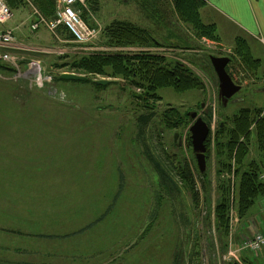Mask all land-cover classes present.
Returning <instances> with one entry per match:
<instances>
[{
    "label": "rangeland",
    "instance_id": "1",
    "mask_svg": "<svg viewBox=\"0 0 264 264\" xmlns=\"http://www.w3.org/2000/svg\"><path fill=\"white\" fill-rule=\"evenodd\" d=\"M25 1L11 9L13 20L20 21L16 31L19 27L27 30L19 41L29 57L13 58L21 71L29 62L46 80L40 83L32 77L15 78L14 72L0 68V264H225L232 260L242 263L243 257L264 264V248L256 254L240 250L243 238L250 234L249 225H254L252 233L260 228L264 198L245 217H238L234 161L229 235L221 239L214 223L219 182L224 177L218 175V125L223 123L231 129L234 117L245 107L259 109L264 115V75L255 79L244 73L240 59L235 58V39L247 41L263 68L264 43L252 36L254 33L241 31L222 11L212 8L213 12L209 0H204L200 18L216 24L220 41L197 38L178 18L173 0H148L146 9L145 0H98L97 11L85 2L88 14L81 19L99 33L87 45L79 46L57 29L56 39L44 26L31 31L32 11L38 8ZM113 20L136 23L161 43L184 38L191 48L104 46L99 35ZM36 44L45 47L34 51L32 45ZM141 50L182 61L199 76L204 88L181 93L172 88L157 90L154 115L140 129L139 118L146 113L133 95L140 90L120 77L77 70L72 57ZM7 52L11 54L10 49ZM210 54L234 56L229 71L242 89L225 106L218 99V80L209 65ZM0 63L13 71L12 63ZM62 73L116 83L98 88L91 81H57ZM202 103L212 112L211 145L206 158L209 183L204 193L198 180L202 200L197 211L178 176L170 174L180 192L168 196L162 190L148 155L162 166L189 162L197 168L187 144L190 124L181 129L167 128L162 114L172 106L182 113L195 110L202 116ZM250 130L247 160L264 161V147L258 144L254 125ZM176 132L182 140L180 147L175 144L178 141L174 142ZM228 137L226 133L224 139ZM179 258H183L182 263Z\"/></svg>",
    "mask_w": 264,
    "mask_h": 264
},
{
    "label": "trees",
    "instance_id": "2",
    "mask_svg": "<svg viewBox=\"0 0 264 264\" xmlns=\"http://www.w3.org/2000/svg\"><path fill=\"white\" fill-rule=\"evenodd\" d=\"M29 1H31L44 16L49 18L48 20L55 18L56 0ZM85 2L88 8L95 11L98 10V0H85ZM149 2L150 1L145 0L143 4L144 9L150 4ZM7 3L10 8H14L18 4H26V1L7 0ZM172 4L178 18L197 38L206 37L215 41H220L216 24L213 22H204L200 18L199 10L205 5L204 0H173ZM79 7L81 8L80 16L85 20L88 11L81 5H79ZM87 24L93 26L89 22H87ZM57 31L62 37L72 40V36L64 27H58ZM99 39L100 44L116 48L138 47L149 49L165 46L175 49L191 48L184 43L186 42L184 38L180 41H171L168 39L165 41L166 43H161L146 28L125 20L111 21L103 28L99 35ZM92 43L93 42L89 45H92ZM234 51L235 58L238 57L243 65L241 66L244 73L251 74L255 79H262L260 77L264 75V68L262 67L263 62L261 59L255 58L252 55L251 49L244 38L237 37L235 39ZM228 57L230 60L226 66V70L230 74L229 66L234 56L231 54ZM72 59V66L77 70H83L86 73L96 76L110 75L113 78L120 77L125 80L129 86L131 85L140 90V92L136 94L133 92L135 97H138L140 101L142 100V102L139 101L137 103L142 108L143 112L146 113V116H140L139 118L142 120L139 128L146 124L154 115V103L159 98L157 90L172 88L174 91L181 93L194 89L203 90L204 88L202 80L188 67V65L183 64L180 60H171L162 53H153L149 50H141L133 53L112 51L94 52L80 58L72 57ZM209 65L212 67L210 59ZM0 68L12 73L10 70L11 67L8 65L0 63ZM56 80L66 81L61 79V74H59ZM90 81L91 80L88 79L85 82ZM91 82L98 88L103 87L97 85L95 80ZM109 83H116V81H110ZM201 110H203L202 118L209 125V133L205 141L206 158H208L211 145L210 120L212 112L209 108H201ZM261 113L262 111L259 109L242 108L234 117V124L231 129H228L225 124H223V126L219 124L217 128V142L215 147L218 156V175H224V177L220 179L219 182L220 198L214 208V223L219 233H221V239L229 235L230 228V214L232 211L230 200L232 186L230 173L233 167L232 161H234V174L236 176L234 186L237 192V201L234 204L238 217H245L255 203L264 198V180L260 179V174L264 170V161L247 160L249 152L248 143L251 135L250 129L253 125L258 144L264 147V115L261 116ZM162 121L163 124L170 129H181L191 124L187 112L182 113L177 107L172 106L163 112ZM226 133H229L227 140L224 139ZM241 138H243L242 141H240ZM187 139V144L191 147L190 135H188ZM175 144L179 146L178 142ZM148 157L150 161L153 162L154 170L159 175V185L162 190L168 196L174 195L175 192H180L177 182H175L174 177L170 175L173 173L181 180L182 187L189 191L192 205L195 210L199 211L202 199L197 183L199 180L202 187L201 190L205 193L209 183L206 177V171L200 173L198 167L196 168L193 165H189V162H183L179 166H162L160 161L156 158L150 155H148ZM195 174L197 175V180L195 179ZM91 225L92 224H89L88 226L90 227ZM179 260L180 263L183 262V258H179ZM241 262L242 263L232 260L225 264H258L255 258L247 257L241 258Z\"/></svg>",
    "mask_w": 264,
    "mask_h": 264
},
{
    "label": "built area",
    "instance_id": "3",
    "mask_svg": "<svg viewBox=\"0 0 264 264\" xmlns=\"http://www.w3.org/2000/svg\"><path fill=\"white\" fill-rule=\"evenodd\" d=\"M84 4V0H56L55 18L52 20L46 19L37 9L32 11V21L29 25L31 31H36L44 26L50 30L55 36L56 29L59 26L64 27L72 36L73 42L76 44H87L96 38L99 30L93 26L87 25L80 17V10L77 4ZM12 18V10L6 0H0V24H6ZM97 31V32H96ZM15 47V34L13 29L0 30V48L10 49ZM0 61L4 63H12L14 67L15 78H25L29 80L32 77L33 81L44 82L45 76H42L41 71H35L26 64L24 70L16 65L14 58L7 51L0 52ZM50 82V80H48ZM260 179L264 180V170L260 174ZM264 214V203L262 206ZM264 248V228L254 232L250 236H245L241 242L240 250L250 251L254 254Z\"/></svg>",
    "mask_w": 264,
    "mask_h": 264
},
{
    "label": "crops",
    "instance_id": "4",
    "mask_svg": "<svg viewBox=\"0 0 264 264\" xmlns=\"http://www.w3.org/2000/svg\"><path fill=\"white\" fill-rule=\"evenodd\" d=\"M212 6L210 9L214 12L212 8L216 9L217 11H222L229 20H233L235 23L238 24L241 31H247L255 36L258 40L264 43V0H209ZM215 5V6H213ZM14 15L12 18L7 22L8 25L1 26L0 30L2 29H13L15 34V47L10 48V53L12 56L26 60L29 57V51L24 47V44L19 41V37L22 35H26V31L19 29L16 31L15 26H18L20 22L19 19H14ZM233 18V19H232ZM12 20L14 26H12ZM21 20V19H20ZM27 21V20H26ZM22 24V22L20 23ZM26 22L22 25H25ZM219 26V25H218ZM56 39V38H55ZM21 40V39H20ZM29 44V43H28ZM34 51L43 50L45 45H32ZM36 47V48H35ZM50 47V46H48ZM9 49L0 48V52H5ZM259 229L264 228V218L260 217L259 219ZM253 223L249 225L248 231L250 232L249 235L254 233L251 232L254 227ZM258 231V230H257Z\"/></svg>",
    "mask_w": 264,
    "mask_h": 264
},
{
    "label": "water",
    "instance_id": "5",
    "mask_svg": "<svg viewBox=\"0 0 264 264\" xmlns=\"http://www.w3.org/2000/svg\"><path fill=\"white\" fill-rule=\"evenodd\" d=\"M229 60L230 59L227 56H210V62L218 80V99L224 106L241 90V86L235 84L229 73L226 71V66L229 63ZM61 79L79 82H85L88 80L86 76L75 73H63L61 74ZM95 83L99 86H106L109 84V80L100 79L96 80ZM203 107L204 104L202 103L201 108ZM187 116L191 121L189 127L190 142L195 156L196 165L200 173H204L206 171L205 141L209 133V125L195 110L189 111ZM221 126H223V123H221ZM178 135L177 132L174 134V141H178V145L181 146V139H178Z\"/></svg>",
    "mask_w": 264,
    "mask_h": 264
},
{
    "label": "flooded vegetation",
    "instance_id": "6",
    "mask_svg": "<svg viewBox=\"0 0 264 264\" xmlns=\"http://www.w3.org/2000/svg\"><path fill=\"white\" fill-rule=\"evenodd\" d=\"M223 56H226V55H223ZM223 56H220V57H223ZM241 86V85H240ZM242 87V86H241ZM264 88V87H263ZM234 98H231L229 101H233ZM235 100V99H234ZM221 102V101H220ZM201 107V106H200ZM204 108V107H203ZM202 108V109H203ZM188 113V112H187Z\"/></svg>",
    "mask_w": 264,
    "mask_h": 264
}]
</instances>
